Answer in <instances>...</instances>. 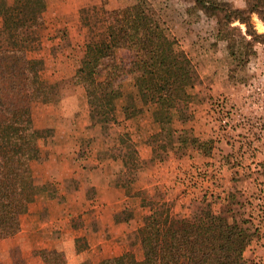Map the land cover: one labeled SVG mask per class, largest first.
Returning a JSON list of instances; mask_svg holds the SVG:
<instances>
[{
  "label": "rangeland",
  "instance_id": "obj_1",
  "mask_svg": "<svg viewBox=\"0 0 264 264\" xmlns=\"http://www.w3.org/2000/svg\"><path fill=\"white\" fill-rule=\"evenodd\" d=\"M69 1L71 6L66 2L57 6L55 1L48 0L43 23L38 26L40 44L28 53L30 58L37 59L42 78L51 87L53 99L51 103L29 101L40 151V157L31 163L35 179L34 201L43 199L44 206L51 205L56 209L49 213L44 211L41 216L55 217L61 207L66 206L73 210V220L79 225L83 209L76 210L77 204L70 196L77 179H68L66 175L77 167L79 177L89 179L92 170L107 166L117 175L125 196L130 199L125 200L130 208L121 207L119 203L111 207L116 221L131 219L129 230L119 239L120 251L128 249L138 253L136 231L142 217L150 212L148 203L154 202L153 209L164 203L180 214L216 215L230 223L233 220L247 221L251 239L243 252V264H264V44L245 46L250 36H245L243 42L237 37L230 41L219 29L216 18L204 14L192 0ZM220 1L237 9L244 8L247 3V0ZM72 6H80L78 12H74ZM101 6L120 9L128 16L154 17L163 25L171 41L168 50L187 57L194 66L193 86L196 88L190 89L195 95L190 111H193L192 119L202 117L211 136H197L185 128L181 130L183 133L174 135L171 133L174 132V123L165 115L164 119L168 121L163 136L153 137L157 128L148 124V105L136 112L140 104L133 96L135 87L132 81L112 96L117 106L115 122L89 118L84 89L73 85L66 75L80 66L85 44L91 35V24L99 18ZM251 22L257 33L264 32V24L256 14L251 15ZM232 25L239 26L244 33V24L235 21ZM82 51L83 57L78 59ZM117 56L128 62L127 51L118 50ZM7 88L5 99L14 104L15 91ZM218 98L224 100L220 109L214 107V100ZM150 117L157 122L162 116L153 112ZM223 117L229 118L230 128L221 124ZM152 132L150 139L148 135ZM178 136L185 140L179 141L183 144V154L191 155L196 148L203 153L208 148L212 157L222 156L228 164L218 184L223 192L206 195L208 201L196 197L178 200L174 192H167L171 187L148 184V173L160 170L155 164L166 160L167 150ZM148 140L154 144L156 152L149 160ZM131 149H136L139 155V167L131 166ZM201 171L196 170L191 175ZM192 193L195 191L191 190ZM95 196L94 187H88L83 208L95 210L99 205ZM223 198L225 201L221 200ZM88 238L89 242L100 241L96 233L88 237L81 231L75 239L76 251L89 247ZM99 248L97 246L95 250ZM18 257L16 249L10 248L4 264H19ZM46 257L52 260L50 264L55 262L56 256L50 252Z\"/></svg>",
  "mask_w": 264,
  "mask_h": 264
},
{
  "label": "trees",
  "instance_id": "obj_2",
  "mask_svg": "<svg viewBox=\"0 0 264 264\" xmlns=\"http://www.w3.org/2000/svg\"><path fill=\"white\" fill-rule=\"evenodd\" d=\"M192 1L204 14L216 18L230 41L237 37L243 42L250 36L245 46L264 44V32L257 33L251 22V15L256 14L264 24V0H247L242 9L220 0ZM47 5L48 0H0V239L14 237L21 230L35 199L31 163L40 157V151L29 101L51 103L53 99L37 59L28 53L40 44L38 26ZM235 21L244 24L243 34L239 26L232 25ZM90 29L84 58L71 77L73 85L84 89L90 119L115 122L117 106L112 96L131 81L133 96L140 104L136 112L148 105L155 113L174 110L183 122L192 119L194 66L187 57L168 50L171 41L156 18L128 16L120 9L101 6ZM118 50L127 51L128 62L117 56ZM7 87L15 91L14 104L5 99ZM164 118L157 119L158 131L153 137L163 136L168 121ZM177 139L185 141L181 136ZM204 153L209 155L210 149ZM129 155L131 166L139 167L136 149ZM152 205L155 203H148L150 212L136 231L140 255L122 249L106 264H243V252L251 239L247 221L230 223L216 215H186L164 203L156 209Z\"/></svg>",
  "mask_w": 264,
  "mask_h": 264
},
{
  "label": "crops",
  "instance_id": "obj_3",
  "mask_svg": "<svg viewBox=\"0 0 264 264\" xmlns=\"http://www.w3.org/2000/svg\"><path fill=\"white\" fill-rule=\"evenodd\" d=\"M53 1H55L57 6L64 2L71 6L69 0H50V2ZM78 8L80 6H72L74 12H78ZM81 53L78 59L83 57L84 51ZM74 68H77V66ZM73 73L74 70H70L66 77L71 78ZM193 87L196 88L195 86ZM153 112V107L148 106V124H153L156 127L155 124L157 122H154V119L150 117ZM156 113L162 117L168 115L167 118L171 120L170 122L175 124H172L174 131L185 128L194 132L197 136H211L209 129H207L208 126L203 124L200 116L198 117L199 120L190 119L188 122H183L178 119L174 110H160ZM157 131L158 128L153 132ZM153 132L148 135V138ZM171 133L175 135V132L172 131ZM182 151L183 144L177 141L175 137L172 146L167 150L166 160L155 164V166L160 167V170L156 169L148 173V184H160L162 186L165 184L167 188L171 187L167 192H174L178 200L196 197L197 200L205 199L208 201V196L206 195L210 196L217 191L223 192V188H219L218 184L222 181L224 170L228 164L222 159V156H213V158L210 154L202 153L199 148H196V152L191 153V155L190 153L183 154ZM155 153L154 144L148 140V160ZM201 169L200 173L191 175L196 170ZM92 171L94 172L90 173L89 179L83 176L79 177L77 167L70 169L69 174L66 175V178H76L78 181L74 183L76 187L72 189L73 193L70 196L77 204L74 208L78 209V211L83 209L82 212L80 211L79 225H76L73 220V210L68 209L66 206H62L59 214L55 217L46 218L41 216L44 211L49 213L56 209L51 205L44 206L43 199L42 201L36 200L32 203L28 213L22 220L21 230L14 237L0 239L1 264H4L10 248L13 247L20 256L18 257L20 259L19 264H50L51 259L46 257L48 252L56 256L53 264H106L109 258L120 255L119 239H121L125 231L129 230L131 219L116 221L111 207L113 204L119 203L121 207L125 205L130 208L128 203H126L128 201H125L130 199L125 196L123 186L119 183L117 175L115 176L111 169L108 170L107 166L102 167V169L97 168V171ZM212 183L214 184L212 185ZM77 187L81 188L79 189L81 191L76 189ZM88 187H94L96 190L95 197L99 202V205L93 211L83 208L84 203L86 204L84 196H87ZM191 190H194L195 193L191 194ZM201 190L204 191L201 193ZM199 194L202 195L199 196ZM221 200L225 201V198ZM77 230L80 233H77ZM81 231L83 235L86 234L88 237L93 232L96 233L100 241L89 242L90 237L88 238L89 247L76 251L75 239L80 236ZM97 246L100 248L95 250ZM104 247L109 248L105 249Z\"/></svg>",
  "mask_w": 264,
  "mask_h": 264
},
{
  "label": "built area",
  "instance_id": "obj_4",
  "mask_svg": "<svg viewBox=\"0 0 264 264\" xmlns=\"http://www.w3.org/2000/svg\"><path fill=\"white\" fill-rule=\"evenodd\" d=\"M224 106V100L222 98H218L214 100V107L220 109ZM221 124L225 126L226 128H230V121L228 117H223L221 120Z\"/></svg>",
  "mask_w": 264,
  "mask_h": 264
}]
</instances>
